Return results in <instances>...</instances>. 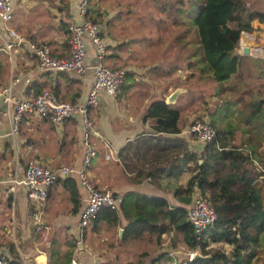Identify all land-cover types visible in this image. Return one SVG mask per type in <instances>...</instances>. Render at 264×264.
Segmentation results:
<instances>
[{"label": "crops", "instance_id": "crops-1", "mask_svg": "<svg viewBox=\"0 0 264 264\" xmlns=\"http://www.w3.org/2000/svg\"><path fill=\"white\" fill-rule=\"evenodd\" d=\"M251 1L247 3L251 4ZM254 1L255 5L264 9L262 0ZM10 4L11 20L5 23L0 18V94L5 91L12 79L18 76L20 80L11 88V93L16 96H25V87L31 81H37L43 89H51L50 81L52 83L55 80L58 92L64 99L70 101L71 93L78 89L79 95L75 101H82L94 80L91 68L83 74L66 71L73 74L75 80L67 81L59 71L57 73L39 71L37 57L25 47L8 51L4 45L9 39L8 29L12 28L36 42L48 44L54 55L59 57L66 55L69 49V34L65 32L64 26L80 18V0H10ZM253 26L255 29L251 33L257 34L254 42L257 45H253L250 40L243 41V46L239 49L242 36L244 33L249 34L241 33L237 51L242 57V74L239 77L232 75L224 81V90L219 92L222 98L231 99L233 111L237 107H242L244 103L258 98L259 95L262 96L264 55L254 54L252 47L260 46L264 51V23L254 20ZM84 47L85 64L92 65L97 62L99 58L96 49L87 38L84 39ZM245 47L248 48L247 52H243ZM109 53L111 54V51L107 50L104 55ZM108 59L110 58L105 60ZM188 69L184 72L188 73L190 71ZM187 73L179 76L185 81ZM246 76H251L252 79H246ZM26 78L29 79L28 82L25 81ZM191 79L201 83L207 78L194 74ZM200 83L192 90L196 93L195 100L201 99L203 105V109H199L201 115H206L207 109L215 106L217 101L214 104L208 102V96H205L202 90H198ZM135 85L115 96H108L101 91L97 105L89 109V118L100 136H95L97 153L88 167V175L94 186L108 189L115 194L137 191L161 196L169 203L177 204L173 195L174 187L177 184H185L189 172H182L178 178L162 175L157 183L149 179L137 181L135 173L137 168L143 165V161L135 156L126 158V162L119 158V150L135 144V140L141 135H160L153 132L151 128L153 119H144V113L150 101L161 97L166 100L167 95L176 88L174 83L167 80L166 87L156 92L157 97L149 99L147 97L150 95L147 96V93L142 95V89L138 91L141 96L138 94L135 97L138 90L137 84ZM177 87H182L183 91L175 102L169 105L180 106L181 117L178 125L181 132L178 134L188 141L191 148L199 152L203 145L193 135L183 132L192 121L194 111H189V107L195 100H187L189 98L185 95V86ZM214 95L216 96L215 93ZM4 103L7 107L3 106ZM3 104L0 103V254L11 259H24L28 264L35 262L55 264L48 260L49 248L54 246L58 250L55 258L64 263L68 250L65 241L75 238L77 245L72 250L71 258L79 260L81 264H138L139 260L142 264H148L152 259H157L154 264H186L190 260L191 250L183 242L173 245L170 235L162 234V241L159 244L153 237L147 236L134 241H121L126 224L122 213H120L122 219L115 227L107 225L104 220L94 223L92 219L87 226L80 228L79 212L83 206L85 189L76 174L57 176L49 189L48 198L43 203L32 200L22 185H16L10 190L3 181L22 176L26 163L31 158H40L51 169H56L62 164L78 166L83 156V125L79 113L59 123L29 114L21 120L18 133L6 135L10 128V118L8 104L6 102ZM237 117V112L234 111L232 119L238 120ZM239 124L234 130L233 142L244 146L251 133L246 130L247 124L243 121ZM63 177L77 180L79 200L77 210L72 209L70 192ZM261 185L264 198V180ZM36 210H40L38 219L34 216ZM70 260L65 264H69Z\"/></svg>", "mask_w": 264, "mask_h": 264}, {"label": "trees", "instance_id": "trees-1", "mask_svg": "<svg viewBox=\"0 0 264 264\" xmlns=\"http://www.w3.org/2000/svg\"><path fill=\"white\" fill-rule=\"evenodd\" d=\"M159 1L162 2V8H166L171 15L172 25L176 21L186 24V31L182 33L189 34L186 41L190 53L186 58L192 73L185 81H191L194 74L212 81L218 97L217 103L199 119L206 121L215 134L199 152L194 150L178 134L181 132L178 125L180 106L167 104L164 97L150 101L144 119H153L151 128L160 135H141L135 144L119 150V158L126 162V158L135 156L143 161L135 173L137 181L149 179L157 183L162 175L178 178L182 172H189L185 184L174 187L173 195L177 204H171L161 196L128 191L119 194L118 207L102 206L91 220L94 223L104 220L107 225L115 227L120 223L122 213L126 224L121 241H134L147 236L153 237L159 244L162 234L170 235L173 245L183 242L189 250L198 249L203 255L188 260L186 264H258L257 251L264 246V198L261 193L264 180V85L262 96L234 110L238 115L235 121L232 119L234 111L231 99L222 98L219 92L224 90V81L232 75L239 77L242 74V57L237 51L240 35L255 29L254 20L264 23V9L256 3H245L244 0ZM85 17L94 22L101 19L95 2L89 0ZM64 30L70 37L68 24ZM182 33L176 38L184 37ZM106 46V51L110 47L113 52L112 45ZM112 52L103 55L101 61L115 57ZM175 68L172 66L170 70ZM151 69L157 74L170 72L157 66ZM59 73L67 81H75L73 74L66 71ZM134 82L133 72L126 70L121 90L130 88ZM179 85L184 86L181 82L174 84L175 87ZM49 87L54 89L59 98L64 99L58 92L55 80L52 83L50 81ZM192 89L185 92L189 101L195 100L196 94ZM42 90L37 81H31L25 87V94L36 95ZM78 95L79 90L75 89L70 95V101L74 102ZM240 121L248 125L246 130L251 133L244 146L233 142L234 130ZM63 179L68 185L72 209L77 210V180L72 177ZM196 192L208 197L216 213L213 225L199 238L187 219L185 208ZM65 242L68 248L65 256L67 260L60 263L54 256L58 250L52 246L49 248V262L65 264L70 260L77 240L69 238ZM156 260L152 259L148 264H154ZM138 264H142L141 260Z\"/></svg>", "mask_w": 264, "mask_h": 264}, {"label": "built area", "instance_id": "built-area-1", "mask_svg": "<svg viewBox=\"0 0 264 264\" xmlns=\"http://www.w3.org/2000/svg\"><path fill=\"white\" fill-rule=\"evenodd\" d=\"M89 0H80L79 19L72 20L69 23L70 37L69 49L66 55L57 56L51 52L48 44L36 42L25 35H22L12 28L8 29L9 39L4 45L8 51L25 47L37 57V68L41 72L51 71H72L83 74L88 68L92 69L94 80L88 89L82 101H69L59 98L52 89H43L40 93L31 96H16L11 93L12 85L20 80L16 76L6 87L4 101L8 104V114L10 118V128L6 135L14 134L20 126V122L25 115L33 114L42 118H49L54 123H59L72 115L79 113L82 120V142L83 156L78 166L60 165L56 169H51L45 165L40 158H31L27 161L22 176H15L3 182L13 190L16 185H22L28 196L36 203H43L48 198V192L59 175L76 174L78 175L82 186L85 189L83 197V206L79 212L80 228L87 226L94 217L97 210L102 206L118 207L120 195L115 194L108 189L94 186L89 175L88 167L96 156L95 136H100L91 119L89 118V109L98 102L99 93L102 91L108 96H115L120 90L124 78L125 69H112L107 66L101 58L106 53L105 43L100 36L101 25L85 17ZM0 18L3 22H9L12 18L10 0H0ZM246 33H244L245 35ZM87 38L94 45L99 60L92 65L85 64L86 51L84 39ZM243 42L240 41V48ZM254 54L264 55L260 46L252 47ZM29 81L28 78L25 79ZM185 133L193 135L202 145L212 139L215 134L214 129L206 122L200 119H194L184 129ZM129 141V139L127 140ZM186 215L189 222L193 225L197 238L202 233H206L216 218L215 210L207 196L194 193L191 202L185 206ZM40 210L34 211L36 219L39 218ZM190 251L189 259L193 252ZM0 264H28L26 260L11 259L0 254ZM33 264H43L35 262ZM69 264H81L75 258H71Z\"/></svg>", "mask_w": 264, "mask_h": 264}, {"label": "rangeland", "instance_id": "rangeland-1", "mask_svg": "<svg viewBox=\"0 0 264 264\" xmlns=\"http://www.w3.org/2000/svg\"><path fill=\"white\" fill-rule=\"evenodd\" d=\"M250 1L244 0L245 3ZM90 2H95L101 13V19L97 21H101V39L105 46L110 44L114 47L113 52L110 47L109 51L115 54V57L102 61L112 69H131L130 71L133 72V77L135 78L132 86L137 84L138 89L135 97L138 94L141 96L138 92L141 89L143 91L142 95L145 93H147V96L150 95L147 98L153 99L157 97V93L166 87L167 80L174 84L183 82L182 84L186 90L192 89L200 83V81L195 79L187 82L179 76L187 73L184 70L188 69L186 67V56L190 53V46L186 40L189 34L182 33L186 31V24L176 21V24L172 25L171 15L166 11V8H162L161 1L90 0ZM251 3H256V1L252 0ZM106 20L107 23H105ZM180 33L185 36L183 35L184 37L177 39L176 36L179 37ZM241 36L242 34L240 38ZM256 38V33H249L245 37L243 35L241 41L250 40L253 45H257L254 43ZM156 66L161 67L163 71L169 70L170 72L157 74L151 69ZM172 66L176 68L171 71L170 68ZM188 70L190 71L187 74L190 75L192 70L190 68ZM246 71H248V67ZM248 78L252 79L251 76H246V79ZM212 86V81L206 80L200 83L198 90H202V93L205 91V96H208V102L214 104L217 101V97L214 95L215 89ZM121 91L120 88L118 93ZM201 104V99H196L195 103L189 107V111H194L191 116L192 121L202 116L201 111H199V109H203ZM263 247L257 251L259 256L258 264H264Z\"/></svg>", "mask_w": 264, "mask_h": 264}, {"label": "water", "instance_id": "water-1", "mask_svg": "<svg viewBox=\"0 0 264 264\" xmlns=\"http://www.w3.org/2000/svg\"><path fill=\"white\" fill-rule=\"evenodd\" d=\"M248 51V48L245 47L243 49V52H247ZM183 91V88L182 87H176L174 88L170 93L169 95H167L166 97V103L168 104H171V103H174L175 100L177 99L178 95ZM5 95H6V92L3 93V94H0V103L3 104L4 101V98H5ZM3 106L7 107V105L4 103ZM119 233L121 234L122 233V229L120 228L119 229ZM195 257H203V255H201V253L199 251H195L193 252V254L191 255V259L192 258H195Z\"/></svg>", "mask_w": 264, "mask_h": 264}]
</instances>
